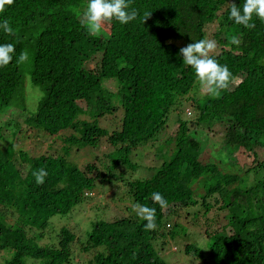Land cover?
I'll use <instances>...</instances> for the list:
<instances>
[{
  "label": "trees",
  "instance_id": "16d2710c",
  "mask_svg": "<svg viewBox=\"0 0 264 264\" xmlns=\"http://www.w3.org/2000/svg\"><path fill=\"white\" fill-rule=\"evenodd\" d=\"M242 3L131 0L130 10L137 12L136 19L124 25L106 22L99 37L89 36L84 28L87 0H14L0 12V22L7 21L14 29V34L0 30V43H13L17 57L28 53L24 72L15 58L0 68V111H27L25 74L32 87L43 93L35 112L25 119L28 128L12 120L0 125V264H28V260L30 264H73L76 251L72 246L77 237L72 230L62 228L53 244L38 243L45 238L51 219L68 215L89 197L98 180L104 181L107 175L123 179V175L113 174L115 166L138 171L139 164L131 159L133 152L154 142L170 120L178 128L163 141L168 146L162 152V164L156 170L148 169V177L126 183L133 205L156 209V229L145 231L146 221L135 213L98 221L79 250L99 251L85 261L169 264L155 250L153 241L167 234L175 237L177 224L165 219L198 205L192 185L210 176L221 179V184L209 192L220 191L229 204L221 208L230 206L233 215L222 232H211L210 261L206 264H264V183L229 188L239 178L222 176L216 164L204 163L197 137L198 126L221 124L218 128L226 145L252 153L264 146V21L254 18L253 28L230 21L231 8L242 7ZM226 16L215 35L220 51L210 55L228 66L233 80L218 95L207 93L191 99L200 84L178 56L184 48L178 42L188 45L208 39L207 27ZM234 36L238 44L231 43ZM90 61H95V68L89 67ZM237 79L240 82L235 84ZM107 80L115 81L118 89L112 91ZM190 101L196 119H182L179 114L171 118ZM118 111L122 112L119 130L109 132L99 125L100 119ZM13 128L16 132L9 141L5 132ZM28 130L51 136L71 130L68 142L91 147L105 138L115 148L114 160L106 171L97 162L80 168L48 152L30 155L14 146L15 141H25L17 133L28 135ZM41 168L48 175L45 183L37 184L33 172ZM154 192L167 200L166 207L152 199ZM202 207L208 214L214 206L203 202ZM185 251L202 255L195 244H187Z\"/></svg>",
  "mask_w": 264,
  "mask_h": 264
},
{
  "label": "rangeland",
  "instance_id": "374dc122",
  "mask_svg": "<svg viewBox=\"0 0 264 264\" xmlns=\"http://www.w3.org/2000/svg\"><path fill=\"white\" fill-rule=\"evenodd\" d=\"M227 17H224L221 21L216 20L207 27L208 39L216 41L217 44L212 54L220 51L221 46L217 43L215 35ZM231 30L235 31V28L233 27ZM178 43L184 47L187 46L184 42V44L182 42ZM95 66V61H90L89 67L93 69ZM21 68L23 72L27 69L24 62H21ZM24 77L27 88V111H24V108L21 110L11 108L6 111H0V125L2 122L12 120L15 124L20 121L24 128H28L25 119L31 114L30 112H35L43 93L39 88L32 87L28 74H25ZM239 82L240 79H237L235 84ZM105 84L112 91L118 89L115 81L107 80ZM207 93L199 85L192 92L191 99L197 100ZM178 114L182 119H196L191 101L184 103L180 107V110L172 114L171 118L173 116L177 117ZM120 117H122V112L120 111L107 115L99 120V125L109 132L119 130L121 125ZM219 126L222 125L219 124ZM218 127L216 125L210 127L206 124L197 127L199 128L197 137L201 142L202 161L206 164H216L222 176H237L239 178L238 183L229 185V188H249L259 181L264 183V146L257 147L256 151L253 152H256L254 156L252 152L241 147L226 145L223 139V132ZM166 128L167 130L162 131L154 142L147 146H142L133 152L131 159L133 162L139 164L140 168L138 171L134 172L127 167L115 166L112 171L113 174L117 176L123 175V179L117 181L116 177L107 175L104 181L98 180L95 183L94 189L89 193V197L76 206L68 215H57L51 219L45 238L40 242L38 241V243L53 244L54 241H57L59 231L66 227L72 230L77 237L76 242L72 246L73 251H76L73 264H88L86 261L92 259L99 249L93 248L87 252H82L83 250L79 249L83 244H87L88 234L94 223L98 221H111L117 217L130 216L135 213L132 211L134 205L128 194L126 183L132 179L148 177L146 175L148 169L155 168L156 170L157 166L159 167L162 164V160H164L162 152L168 146L163 141L169 138L171 133L175 134L178 125L175 121L170 120ZM210 130L213 133H210ZM12 132H16V129H9V131L5 132L9 141L13 139L11 138ZM71 133V130H67L57 136H51L41 130H28V135L20 131L17 133V137L24 136L25 141H15L14 146L17 149L23 148L28 154L34 156L48 152L55 156L63 157L80 168L88 163L97 162L102 170L107 171L114 160L115 148L105 138L94 147L85 146L78 142H68L67 137ZM161 142L162 144H159ZM261 143L264 145V139ZM259 164L260 166L253 168ZM155 170H153V173ZM219 184H221V179L218 177L207 176L199 182L195 181L192 185V191L193 196L199 203L188 210L191 214L186 209L165 219V221L169 219L172 223L177 224L174 227L175 237L172 238L168 234L159 236L153 241V245L159 255L169 264H206L210 261L208 257L210 253L208 245L211 240V232H222L223 228L228 224V217L230 218L233 215L230 206L221 208L229 204H227L228 200L224 198L220 191L214 190L212 193L209 192L212 187H217ZM204 196H206V199H203ZM218 200L219 202H217ZM203 202H207L210 205L213 204L214 207L210 213L206 214L203 211ZM187 244H195L200 248L202 255L197 256L194 252L190 254L186 253L185 248ZM1 259L0 255V261ZM30 262L32 263L31 260H28V264Z\"/></svg>",
  "mask_w": 264,
  "mask_h": 264
},
{
  "label": "clouds",
  "instance_id": "9594fccd",
  "mask_svg": "<svg viewBox=\"0 0 264 264\" xmlns=\"http://www.w3.org/2000/svg\"><path fill=\"white\" fill-rule=\"evenodd\" d=\"M14 0H0V12H3L7 6L12 5ZM131 0H87L86 8L83 12L84 28L89 36L99 37L104 31L106 22L117 21L120 24H128L137 17L134 9L130 10ZM254 18L264 21V0H243L242 7L233 6L229 13V20L236 25H242L245 28H253ZM0 30L14 34V29L7 21L0 22ZM232 44H238V39L234 36ZM217 47L216 41L210 39L195 40L186 47L180 49L179 57H182V63L190 66L194 72L196 80L202 89L209 94L218 95L221 90L229 88L233 75L227 65L220 64L217 59L210 55ZM17 63L28 59L27 52H21L16 56V49L13 43H0V68L7 67L13 60ZM48 172L41 168L33 172L37 184L45 183ZM152 199L159 203L161 208L166 207L167 200L159 193H152ZM132 211L143 224L145 231L155 230L156 209L147 205L136 204Z\"/></svg>",
  "mask_w": 264,
  "mask_h": 264
}]
</instances>
